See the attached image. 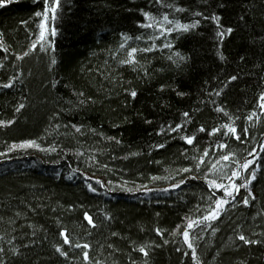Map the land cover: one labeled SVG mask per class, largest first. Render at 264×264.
<instances>
[{
	"label": "trees",
	"instance_id": "1",
	"mask_svg": "<svg viewBox=\"0 0 264 264\" xmlns=\"http://www.w3.org/2000/svg\"><path fill=\"white\" fill-rule=\"evenodd\" d=\"M0 3L6 5L0 7V153L7 154L0 163L8 162L0 164L3 264H197L180 233L186 217L207 214L212 190L205 174L227 183L209 171L222 154L214 146L218 142L228 144L223 154L234 152L240 164L254 160L249 172L255 169L257 178L248 186L253 195L242 194L241 188L218 220L190 230L197 259L201 264H264V152L258 148L264 146L259 107L264 0H61L57 35L48 37L54 50L45 44L42 51L38 44L23 60L16 57L36 42L34 13L43 5ZM141 10L158 21L166 14L173 24L165 28L199 24L187 32L173 30L154 41V51L144 53L139 49L152 47L150 37L159 31L138 26L146 22ZM213 16L221 18L219 24ZM123 37L131 39L122 49ZM133 47L137 63H122ZM8 83L13 86L3 87ZM20 104L24 108L17 111ZM226 123H233L241 141L224 136V129L213 136L198 131ZM177 124L184 127L171 132ZM190 135L197 137L193 145L183 139ZM26 140L47 151H9ZM160 144L165 147L157 148ZM206 149L209 154L197 169ZM184 168L192 171L184 173ZM182 179L187 183L172 187ZM240 235L259 243L246 244Z\"/></svg>",
	"mask_w": 264,
	"mask_h": 264
},
{
	"label": "snow or ice",
	"instance_id": "2",
	"mask_svg": "<svg viewBox=\"0 0 264 264\" xmlns=\"http://www.w3.org/2000/svg\"><path fill=\"white\" fill-rule=\"evenodd\" d=\"M156 2L158 3L159 0H156ZM34 3H39L43 5V10L42 11H36L34 13V17L37 18L39 20V22L37 23V28H38V38L36 40V42L32 43L31 48L29 51H26L23 53V55H19L16 58L18 60H23L26 56H28L30 54L31 51H35L37 48V45L39 44L40 46V50H45V44H49L51 45V47L54 50V43H52V41H50L48 39L49 36L51 37H55L57 35V29L55 26V21L57 20V14L58 11L61 9V0H34ZM6 6L3 3H0V7H4ZM171 7V6H169ZM175 11L177 12H182L185 11V9L183 8H175ZM141 14L145 19V23L139 24L138 26L141 28H146V29H150L153 28L154 26L157 27L158 31H159V35L158 36H153L150 37V39L153 40V46L150 48H144V49H139L140 52H152L155 50V44L154 41L156 39H160L161 37H165L167 35H170L171 32L173 30L176 31H189L190 29H194L198 26L199 24V20H197L195 23L192 24H179L176 23L174 28H165L164 25L168 24L171 25L173 24V21L169 20V17L165 14L162 17L161 21H158L156 19V17L152 16L149 12H144L143 10H141ZM195 15L197 16H203L202 13H196ZM205 19H207V17H204ZM212 19H214L217 24H219L220 21V17L218 16H213ZM24 23H27L26 21ZM228 33H231L233 31V29L228 28L226 30ZM218 36H223L224 32H218L217 33ZM131 39V37H123V41L120 44V48H124L126 42ZM137 39H139V37H137ZM165 48H169L171 47L170 44H165L164 45ZM138 52V49L133 47L128 51V59L125 61H122V63L125 64H132L135 65L137 63L136 59H135V54ZM178 55V54H177ZM223 59V57H221ZM51 63L53 65H55L57 63V61L55 60V58L52 59ZM232 81H235L237 79L236 76H232L230 78ZM12 83H8L3 85V87L6 88H10L12 87ZM219 94V93H217ZM82 95V94H81ZM130 95L135 98L137 96V93L135 91H132L130 93ZM259 107L264 110V93H261V95L259 96ZM24 108V104H20L19 108L17 109V111H19L20 109ZM217 111L219 112H224L223 108H218ZM225 115H227V113H225ZM256 113L253 112L252 114H250L247 119L248 120H252L253 116H255ZM184 117H188L189 113L185 112L183 113ZM148 123H151L150 121H147ZM9 124H11L12 122L9 121ZM0 124H3V122H0ZM184 127V125L182 124H177L175 127H171L170 131L171 132H177L180 129H182ZM222 129H224L223 135L227 136L231 139H234L235 141L239 142L241 141V135L238 132L237 128L235 126H233V123H226L223 124L221 127H215L213 129H211V131L206 132V130L204 129L203 126L199 127L198 131L200 133H204L207 136H213L216 135L218 133H221ZM78 132L80 131V129H76ZM242 132L247 135L248 134V129L247 128H243ZM160 134H163V132H161ZM185 143L187 145H193L194 142L196 141L197 137L195 135H190V136H185L183 137ZM215 148L217 150L221 151V155L219 156V159L217 160L216 164H212L211 168L209 169L210 172H212L214 175H216V177L218 179H220L221 181L226 180L227 183L225 182H217V179H209L207 174H205L204 176V181L207 185V188L212 190V193L209 195L208 200L210 201L208 208H207V214L200 216L198 219L192 220L189 218H185L188 220L186 227L184 229V231L182 233H180L183 236L184 242L187 244V247L189 249H191V256L194 260H197V264H201V262L197 259L196 256V248L194 246V242L192 239H190V230H193L195 227H198L200 225L205 224L206 222H208L209 226H210V222L211 221H215L218 220L220 218V215L222 214V212L226 209V206H228L231 201H234L236 198V194L239 193L241 188H248V186L252 183V181L256 180V170L253 169L251 172H249V169L252 167V165L255 164V161L252 159H247L245 158V162L243 164H240L238 160H235V153L229 151L227 154H223V150L228 148V144L223 143V142H218L215 143ZM157 148H164L165 145L164 144H160L156 146ZM31 148H36L39 149L40 151H47V149H41L40 145L35 141V140H26L20 143H14L10 146L9 151H13L15 149H31ZM52 151H55V148L51 149ZM262 152H264V146H261L260 149ZM209 154L208 149H206L204 151L203 156L199 159L198 163L196 164V168L199 169L200 166L202 164H204V157H207ZM6 153H0V156H6ZM249 156H252L253 153L249 152L248 153ZM220 161H224L226 162L223 166L217 168V164L220 163ZM229 161H233V163L236 165L235 167H233V164L227 163ZM257 168L259 167L258 165L256 166ZM182 172L184 173H189L192 171V168H184L181 169ZM230 171V174H229ZM247 173V175H245ZM191 179H196L197 177H190ZM153 180H157L159 179L158 177H152ZM240 180L241 183H237L236 181ZM187 183V179H182L179 183H176L174 185H172L173 188H178L181 186V184ZM88 188L90 191L95 192L96 189L94 187H92L91 184H88ZM147 191H151V189H145ZM127 191H131V189H127ZM219 192L220 195L217 196L216 193ZM254 198V197H253ZM243 203L245 205H248L249 201L247 198L243 199ZM199 210V209H197ZM84 218L87 220V222L92 225L93 227H95V225L93 224V218L91 216L88 215V213H84ZM110 218V217H109ZM180 225L177 226V231H179ZM156 232L158 234L162 233L160 232V229H156ZM174 235L176 234L175 232L173 233ZM61 235L64 236V243L67 244L69 243V237L68 235H66L65 233H61ZM115 235V233L113 234ZM199 238V237H197ZM239 240L243 241L246 244H251V243H259V241H253V240H249L247 239L244 235H240L239 236ZM76 247L80 248H84L87 249L90 247V245L88 244H84L83 246L77 244ZM0 251H3V249H0ZM57 251L61 253V255H67L66 252L61 251L60 248H57ZM140 252H142L144 254L145 257L148 256V252L144 247H141L139 249ZM185 255H188V253H184ZM84 258L85 259H89V255L87 251H84L83 253ZM0 264H3V261H0Z\"/></svg>",
	"mask_w": 264,
	"mask_h": 264
},
{
	"label": "rangeland",
	"instance_id": "3",
	"mask_svg": "<svg viewBox=\"0 0 264 264\" xmlns=\"http://www.w3.org/2000/svg\"><path fill=\"white\" fill-rule=\"evenodd\" d=\"M255 142H256V140H255ZM257 142H259V141H257ZM259 147H260V144H259ZM239 194H240V191H239ZM242 194L252 195L251 190L249 189V187L242 189Z\"/></svg>",
	"mask_w": 264,
	"mask_h": 264
},
{
	"label": "bare ground",
	"instance_id": "4",
	"mask_svg": "<svg viewBox=\"0 0 264 264\" xmlns=\"http://www.w3.org/2000/svg\"><path fill=\"white\" fill-rule=\"evenodd\" d=\"M260 146H262V145H260ZM258 148H259V144H258ZM251 149H255V145H253V144H252V147H251ZM254 155H255V154H253V156H254ZM37 158H38V159H40V160H42V159H41V157H40V156H38V155H37ZM244 161H245V160H244ZM7 163H8V162H7V161H5V162H3V163H0V164H1V165H4V164H7ZM242 164H243V163H242ZM252 195H253V193H252Z\"/></svg>",
	"mask_w": 264,
	"mask_h": 264
}]
</instances>
